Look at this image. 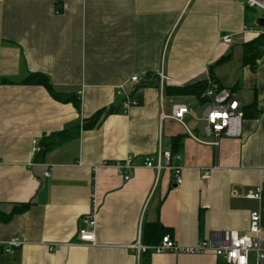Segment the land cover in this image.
<instances>
[{"label":"crops","instance_id":"0c3cea01","mask_svg":"<svg viewBox=\"0 0 264 264\" xmlns=\"http://www.w3.org/2000/svg\"><path fill=\"white\" fill-rule=\"evenodd\" d=\"M247 10L235 0H0V78L12 81L0 84V213L29 204L0 222V264H218L212 253L137 255L131 246L160 242L147 229L155 222L181 247L248 231L259 204L246 195L264 185V53L251 71L242 45L264 36L245 32L263 29L256 20L248 24ZM236 44L242 71L230 81L222 69L233 56L213 65ZM29 74L76 97L79 108L20 83ZM135 75L139 81L131 82ZM212 77L248 111L241 138H222L217 147L189 135L213 140L202 132V110L201 131L189 126L197 101L164 90ZM240 85L248 91L240 93ZM125 92L137 105L124 108ZM175 103L188 106L184 125L167 118ZM109 109L98 126L35 160L44 136ZM178 135L179 162L169 166L181 168L180 185L161 155ZM128 156L134 168L124 181L105 163ZM146 158L163 169L145 167ZM93 207L95 245L80 243L79 219ZM15 238L23 245L5 253L4 243Z\"/></svg>","mask_w":264,"mask_h":264},{"label":"built area","instance_id":"2783aa9c","mask_svg":"<svg viewBox=\"0 0 264 264\" xmlns=\"http://www.w3.org/2000/svg\"><path fill=\"white\" fill-rule=\"evenodd\" d=\"M244 8L258 11L264 18V0H235ZM245 32L256 33L264 36V28L260 31L253 27L245 29ZM223 44H230L231 37L223 35L221 37ZM161 90L167 79L163 74L158 75ZM131 82H138L137 75L131 77ZM122 90V87H121ZM125 109L137 105L129 93H124ZM202 121L204 123L202 132L205 137L212 138V141H204L195 138L190 132L189 135L198 143L217 147L222 138L240 139L243 127V112L241 102L235 92L222 88L215 80L208 78L203 93ZM188 106L184 103H175L172 106V115L167 118L177 123L183 124V119L188 114ZM40 148L35 146L34 151L39 152ZM160 155V153H159ZM162 158L165 160V168L173 172L176 185L181 184V168L179 165L169 166L170 161L175 159L179 162V156L172 155L171 152H163ZM105 165L114 167L122 176L124 181L130 179V171L134 168L132 157L128 156L122 162L105 163ZM143 165L154 169L157 173L163 169L160 160L154 162L150 158L144 160ZM45 177L49 172L44 173ZM246 198L258 202L259 207L249 214L248 231L244 235L236 232L217 233L210 240H203L194 247H181L169 236L164 235L156 245H143L140 239L131 246V249L139 254H186L201 255L212 253L218 260L225 264H264V185H257L253 191H250ZM95 227H96V208H92L89 213L79 219L77 229V238L80 243L95 245ZM23 242L19 239H12L4 243L3 249L7 254H12L15 249L20 248Z\"/></svg>","mask_w":264,"mask_h":264},{"label":"trees","instance_id":"16d2710c","mask_svg":"<svg viewBox=\"0 0 264 264\" xmlns=\"http://www.w3.org/2000/svg\"><path fill=\"white\" fill-rule=\"evenodd\" d=\"M264 53V37H258L250 42H247L242 45V55H243V65L245 67H248L251 71H254L257 67V64L259 60L261 59L262 55ZM231 53L227 54L226 56L219 59L213 66L221 65L226 63L231 59ZM210 66V70H211ZM213 79V77H212ZM12 81L0 78V84H10ZM22 84H35L40 85L44 87L49 95L56 101L62 102V103H68L72 102L76 108H79V101L76 97L70 94H59L56 93L49 80L43 76L38 74H29L26 78H24L22 81H20ZM206 87V81L200 80L197 82H194L192 84L183 85V86H176V87H170L166 86L164 88L165 93L173 96L175 98H192L198 101L199 103H202V105L205 103L204 100L200 99V96L204 93ZM251 107H254V103L251 104ZM112 110H101L97 112L92 118L88 120H83L79 126H73L70 128H66L60 132L52 133L47 136H44L39 143V152L36 155L35 160L41 161L43 156L50 150L74 139L79 135V132L81 130H88L92 129L96 126H98L101 123V120L109 114ZM243 112V120L247 116L248 111L246 108L242 110ZM250 116L255 117L254 113L255 110L251 108ZM181 137L180 135L175 136L172 138V150L171 154L175 155L180 144H181ZM29 204H21V205H14L12 208V211L8 214L0 213V222H8L11 217L15 214H19L21 212H24L28 208ZM147 229L150 231V235L152 237L160 236L161 238L166 234L167 230H164L161 225L157 222L153 224H148ZM159 243V242H158ZM156 243V244H158ZM155 245V244H154ZM218 264H225L221 260H218Z\"/></svg>","mask_w":264,"mask_h":264},{"label":"rangeland","instance_id":"374dc122","mask_svg":"<svg viewBox=\"0 0 264 264\" xmlns=\"http://www.w3.org/2000/svg\"><path fill=\"white\" fill-rule=\"evenodd\" d=\"M262 18V15L260 12L258 11H254V10H247V20H248V24L252 25V23L257 20ZM258 30L260 29L259 27H256ZM232 53L233 56V61L228 65L225 66L222 70H223V74L231 81L232 80V76H238L241 73V49L239 47L238 44L234 45L233 48L229 51V53ZM240 84V83H239ZM230 85H226V88H230ZM240 93L243 91H248V90H243L241 85H240V89H239ZM249 93L246 92V95H248ZM203 94L200 96V99L203 100ZM245 100V99H243ZM194 101V100H193ZM194 117L191 123H189V126L191 128H193L194 126H196L198 128V130L201 131V127H202V123H198V119L201 117V110L202 107L201 105L198 104V101L195 102L194 101Z\"/></svg>","mask_w":264,"mask_h":264},{"label":"water","instance_id":"95a60500","mask_svg":"<svg viewBox=\"0 0 264 264\" xmlns=\"http://www.w3.org/2000/svg\"><path fill=\"white\" fill-rule=\"evenodd\" d=\"M256 25L258 27L264 28V18H260L256 20Z\"/></svg>","mask_w":264,"mask_h":264}]
</instances>
